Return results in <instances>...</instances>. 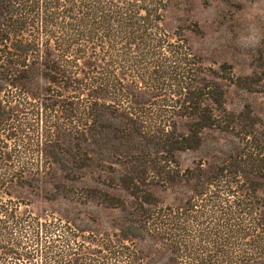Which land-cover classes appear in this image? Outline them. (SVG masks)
<instances>
[{
    "label": "trees",
    "instance_id": "trees-1",
    "mask_svg": "<svg viewBox=\"0 0 264 264\" xmlns=\"http://www.w3.org/2000/svg\"><path fill=\"white\" fill-rule=\"evenodd\" d=\"M168 7L0 0V216L21 214L11 188L53 186L54 167L71 180L69 164L95 167L92 156L115 142L119 186L142 217L136 236L165 240L173 264H264V130L195 81L185 36L165 27ZM212 129L240 133L245 148L182 169L177 154L200 148ZM13 141L38 153L22 162ZM71 141L85 143L83 153L78 143L75 154L61 148ZM157 187H180L185 198L160 206ZM13 230L0 226V259L20 256Z\"/></svg>",
    "mask_w": 264,
    "mask_h": 264
},
{
    "label": "rangeland",
    "instance_id": "rangeland-1",
    "mask_svg": "<svg viewBox=\"0 0 264 264\" xmlns=\"http://www.w3.org/2000/svg\"><path fill=\"white\" fill-rule=\"evenodd\" d=\"M165 27L185 36L195 81L216 87L227 111L243 114V124L264 130V0H169ZM202 137L200 148L177 154L182 169L202 159L218 163L246 145L240 133L230 131L205 130ZM76 143L83 153L80 141L61 148L75 154ZM108 144L112 148L106 155L92 156L95 167L75 170L69 164L71 180L54 167L53 186L10 189L13 201H21V214L15 221L0 216V226L14 228L20 256L0 259V264H173L165 240L139 237L132 229L143 225L142 217L137 201L119 186L123 158L113 152L115 142ZM22 146L10 143L22 162L38 153ZM82 156L74 157L89 162ZM96 191L103 193L100 199L91 198L94 192L99 195ZM182 191L157 187L153 193L164 206L179 204Z\"/></svg>",
    "mask_w": 264,
    "mask_h": 264
}]
</instances>
